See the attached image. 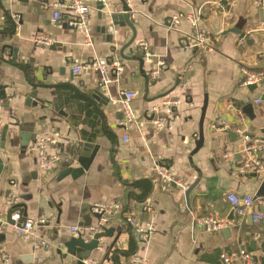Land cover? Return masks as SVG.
I'll list each match as a JSON object with an SVG mask.
<instances>
[{
  "label": "crops",
  "instance_id": "crops-1",
  "mask_svg": "<svg viewBox=\"0 0 264 264\" xmlns=\"http://www.w3.org/2000/svg\"><path fill=\"white\" fill-rule=\"evenodd\" d=\"M57 1L0 0V87L6 93L0 98L1 133L8 127L0 148V214L20 209L25 217L46 218L39 232L50 243L45 249L8 229L0 234V264H32L35 256L42 264H83L86 258H78L83 248L67 255L65 243L78 233L72 228L99 225L94 204L119 202L123 184L141 179L152 180L150 195L110 220L115 234L102 237L88 258L98 264H138L132 262L135 255L145 264H225L222 253L240 250L245 241L253 264H264V219L240 220L226 198L229 191L256 195L264 179V172L257 178L236 172L244 159V133L264 140V98L256 104L260 88L242 84L244 70H264L262 6L256 0H128L135 38L123 51L126 59L120 50L134 31L114 26L111 16L121 11L119 0L91 4L90 42L67 25L71 10L63 9L61 20L53 22ZM190 16L197 18L196 26ZM195 29L211 33V51L192 45ZM40 36L53 43L36 42ZM146 52L144 76L132 57ZM114 62L113 81L99 89L101 73L92 65ZM78 65L85 67L76 72ZM125 91L138 94L133 107L139 124L128 132V141L121 124ZM163 98L182 103L173 114L163 107L155 112ZM157 118L169 120L168 126L155 125ZM201 132L204 141L195 151ZM54 133L50 153L69 161L43 172L38 141ZM82 145L99 147L89 170L78 178L62 176L80 165L73 151ZM258 156L264 162V151ZM157 166L196 184L188 199L156 175ZM253 210L264 214V197ZM208 214L226 226L206 231L198 219ZM133 219L156 224L149 242L137 239Z\"/></svg>",
  "mask_w": 264,
  "mask_h": 264
},
{
  "label": "built area",
  "instance_id": "built-area-1",
  "mask_svg": "<svg viewBox=\"0 0 264 264\" xmlns=\"http://www.w3.org/2000/svg\"><path fill=\"white\" fill-rule=\"evenodd\" d=\"M94 2H101L106 4L108 0H60L52 5L54 7L53 12V22L58 23L61 20V11L63 9H69L73 12V17L66 23L70 28L80 31L87 42H90L91 31L89 27L90 18V6ZM256 2L262 6L264 9V0H256ZM191 21L196 26L197 18L190 16ZM192 45L199 47L208 51L213 49V36L207 31H202L195 29L194 34L191 36ZM36 42L51 45L53 43L52 38L49 36H40L35 39ZM141 47L145 48V44H141ZM145 58L149 59V53L146 52ZM98 69L101 73V80L103 84H109L113 81L112 70L116 68L117 63H97L92 65ZM85 66L78 65L75 67V71L78 72ZM158 72L155 71L153 75H157ZM243 86L247 87L250 85H257L260 88L261 96L255 99L256 104H261L264 98V70L260 71H250L244 70ZM136 91H125L123 92L122 99V111L123 120L121 121L126 133L124 134V140H129L128 132L138 126V115L133 107V101L137 98ZM182 101L180 99L163 98L160 103L155 106V112H159L160 107H163L169 114H173L175 107L180 105ZM155 125L159 127H166L169 124V120L157 118L154 121ZM1 105H0V138H1ZM215 128L222 130L220 126L214 125ZM245 134V133H244ZM57 133L44 135L40 137L38 141V146L36 149L37 158L39 161L40 170L45 172L46 170L53 168L55 166H60L64 162L69 161V158H63L59 154L50 153L49 148L55 143L57 139ZM246 141L241 149V153L244 157L242 163L238 166L237 173H251L264 172V162L258 156L259 152L264 151V140L260 138H253L250 136H245ZM228 157V154L224 155ZM156 175L164 180L167 184H172L178 186L181 190L186 191L189 189V184L185 181L175 177L173 171L170 168L163 166L156 167ZM227 200L230 202L233 212L240 218V220L245 219L248 215L252 216L255 221L264 219V214L253 210L256 198L253 194L240 195L235 191H229L226 195ZM93 210L100 213L101 219L99 225L93 226L87 230H81L77 227H73L72 231L84 233L85 236L90 239L93 234L100 231L99 226L109 224V215L120 214L122 211V205L118 201L113 202H97L93 206ZM199 224L204 227L206 231H216L222 229L226 226V222L217 219L212 214L205 215L198 219ZM48 223L46 218L37 217L29 218L25 217L20 209H15L13 211H4L0 214V234L6 230H12L16 234L23 236L31 241H33L38 246L48 249L50 243L48 240L39 232V227ZM131 227L134 230V234L140 242H149L152 237L157 232V226L154 222L149 221L145 224H139L134 219L130 221ZM246 242L242 241V246L240 250L231 253H222L221 258L225 264H234L236 262H242L243 264H253L254 257L253 254L247 250ZM132 262L138 264H145L146 260L139 255L132 257ZM32 264H42L39 257L35 256L33 258ZM83 264H98V262L92 258H86Z\"/></svg>",
  "mask_w": 264,
  "mask_h": 264
},
{
  "label": "water",
  "instance_id": "water-1",
  "mask_svg": "<svg viewBox=\"0 0 264 264\" xmlns=\"http://www.w3.org/2000/svg\"><path fill=\"white\" fill-rule=\"evenodd\" d=\"M119 2L121 3V11L118 13L112 14L111 18L114 22V26L128 25L134 31V36L131 38V40L128 42V44L126 46L122 47L120 50L121 56L128 59L129 57L126 56L123 53V51H124L125 47L129 46L134 41V38H135V28H134L133 22L130 19L132 16L133 9L130 7L128 0H119ZM262 11H264V10H262ZM228 31L241 33V30L238 28H231ZM132 59H135L140 63V69L145 76L146 73L143 70V67H144L145 62H146L145 54L134 55L132 57ZM256 87H257V85H255V84L249 86V88H251V89H255ZM103 88H104V84L100 83L99 89H103ZM98 94L100 96L106 98L104 96V94H101L100 92H98ZM32 96L34 97L35 94L33 93ZM0 98L3 100L6 99V93H5L3 87H0ZM247 108L250 110V112L252 111V105L251 104H248ZM249 115L252 119L255 118V115H253V114H249ZM7 128L8 127H5L2 130L1 138H0V148L5 147ZM243 136L252 137V135H250L248 133H245ZM203 141H204L203 133L201 132L200 140L196 146L195 151H197V149L200 148V146L203 144ZM92 148L93 149H88V147H85V145H82L78 149L73 151V153L78 155L76 160H78L80 165L78 167H68L67 169H65L62 172L61 175L66 176V175L71 174L74 178H78L79 176L83 175L86 171H88L91 163L93 162V160L95 158V155L97 154V151L99 150L98 146H95ZM3 169H4V161L0 155V174L2 173ZM249 175L252 176L253 178H257L260 176V174L257 172H252ZM195 185L196 184H193L192 186L189 187L188 190L185 191L187 199L189 198L190 192L193 190ZM255 197L256 198L264 197V179L262 180L260 186L258 187ZM94 213L96 216L99 217V219H101L102 215L100 213H97V212H94ZM119 217H120L119 214L109 215V220H116ZM99 228H100V231L95 232L91 239H88L84 233L79 232V233H77V236H74L70 240H68L65 243V246L67 247V255H69V256L74 255L75 248L81 247V248H83V254L82 253L79 254L78 258H88L90 256V253L100 246V239L102 237H111L115 234V231H116L115 227H110L108 224L100 225ZM69 256H68V258H69Z\"/></svg>",
  "mask_w": 264,
  "mask_h": 264
},
{
  "label": "trees",
  "instance_id": "trees-1",
  "mask_svg": "<svg viewBox=\"0 0 264 264\" xmlns=\"http://www.w3.org/2000/svg\"><path fill=\"white\" fill-rule=\"evenodd\" d=\"M3 36L0 35V39ZM124 192L119 199V203L122 205V213L127 212L130 209L131 202L134 200L144 201L150 195L153 189V182L151 179H141L134 182H125Z\"/></svg>",
  "mask_w": 264,
  "mask_h": 264
}]
</instances>
